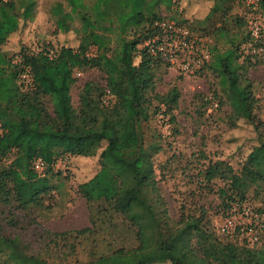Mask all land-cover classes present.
I'll return each mask as SVG.
<instances>
[{"label":"trees","instance_id":"trees-1","mask_svg":"<svg viewBox=\"0 0 264 264\" xmlns=\"http://www.w3.org/2000/svg\"><path fill=\"white\" fill-rule=\"evenodd\" d=\"M173 2L52 0L49 7L52 34L72 33L78 41L76 47L55 49L41 38L34 48L20 45L17 53L9 55L2 45L19 27L33 20L36 3L35 0H0V264H233V256L226 252V257L212 260L216 247L226 249L230 243L222 245L208 230L204 205L194 201L187 209L184 202H179L181 210L173 218L158 185L173 158L171 155L161 163L157 178L153 156L163 150L160 137L165 135L156 132L151 121L154 118L159 126L167 124L170 131L171 124H175L172 110L179 94L176 87L144 98L143 105L132 114L128 142L124 144L117 143L116 132L112 135L106 131L94 132L78 136L77 145L85 136H92L104 140L101 147L80 146L75 151H59L46 158L45 150L28 141L39 135L50 141L49 136L28 125L26 118L32 101L30 94L43 91L42 73L56 62L62 50L71 51L84 65L102 75L106 86L100 90L99 102L107 105L105 90L109 89L112 78L123 73L130 58L139 56V63L147 70L162 63L157 46L163 38L172 36V32L158 25L164 19L159 10L169 11ZM234 4L240 7L238 15L230 13ZM256 12L260 18L256 44L262 45L264 0H258ZM188 24L190 31H198L199 37L213 38L206 67L217 76L220 90L212 92L214 102L200 96L201 113L207 106L217 111L226 105L223 116L229 127L241 120L254 133L253 143L237 161L236 168L225 159H208L203 167H198L195 186L188 191L198 197L204 191L215 192L223 220L231 215L234 204H246L247 192L254 198L264 196V116L259 117L260 101L245 77L247 68L256 65L261 54L241 48L250 40L242 0H211L207 12ZM228 24L236 27L234 33ZM220 39H223L222 48L217 45ZM131 88L141 90L136 85ZM102 103V109L110 108ZM195 112L199 114V108ZM50 136L52 141L58 139L68 146L71 144L72 137ZM98 148L92 174L76 186L86 205L88 224L61 232L40 228L31 214L38 215L48 207L43 199L52 186L25 197L16 179L14 160L22 155L29 170L35 171L33 161L40 158L44 163L41 173L57 177L62 170L52 171V168H59L55 166L58 160L64 170L66 156H93ZM255 211L262 214L263 209ZM32 224L35 228L30 236L41 245L36 251L27 248L29 239L25 230ZM263 232L264 222L259 234ZM220 235L237 239V236ZM250 258L238 264H264L261 253Z\"/></svg>","mask_w":264,"mask_h":264},{"label":"rangeland","instance_id":"rangeland-1","mask_svg":"<svg viewBox=\"0 0 264 264\" xmlns=\"http://www.w3.org/2000/svg\"><path fill=\"white\" fill-rule=\"evenodd\" d=\"M51 1L35 0L33 20L19 27L2 45L9 55L17 53L20 45L28 49L34 48L41 38L48 41L55 49L60 46L76 47L78 41L72 33L52 34L53 23L49 14ZM173 1L169 11L162 8L159 10L164 18L162 20L173 26L172 36L163 38L161 44L162 63L147 70L139 63V56L130 58L123 73L112 78L108 86L109 91L107 90L106 93L105 90L108 96L104 98L109 100L107 105L99 102L100 90L106 86L102 75L94 68L84 65L71 51L62 50L56 62L42 73L40 86L43 91L30 94L32 101L26 118L28 125L49 136L50 141L40 135L36 138L32 136V141H28L32 146L42 148L43 152L45 150L43 155H46V158L59 151L71 149L75 151L80 146L87 148L97 144L101 147L104 140L98 141L92 136H85V139L80 140L81 144L77 145L78 136L83 137L84 134L89 135L94 132L106 131L110 135L116 132L117 143L124 144L128 142L132 114L138 106L143 105L144 98L152 97L154 93L163 94L172 86L176 87L179 94L172 110L175 124H171L170 131L167 129V124L159 126L154 118L151 121L155 131L165 135L160 137L163 150L153 156L157 178L161 163L171 155L173 158L168 167L169 171L158 182L169 214L173 218L177 217L178 211L181 210L178 207L179 202H184L187 209L192 207L194 201L202 203L206 208L208 230L222 245L230 243L226 249H223V246L215 248L213 261H218L222 255L226 257L225 252L233 256L231 257L233 264L247 261L250 257L252 260L257 252L262 254L264 260V232L262 235L259 234L255 242L246 241L241 236H237L234 241L220 235L217 225L222 221L223 212L215 192L204 191L199 197L188 192L195 186L194 176L198 167H203L208 159L214 160L217 157L225 159L236 168L237 161L253 143L254 133L251 127L241 120H237L234 126L229 127L227 118L223 116L224 111L227 110L226 105L217 111L207 106L201 113L200 96L214 102L216 98L212 92L219 93L220 90L217 76L206 67L213 38L199 37L198 31L189 30L188 23L200 19L209 9L211 0ZM240 11V7L234 4L230 13L238 15ZM228 25L231 33H234L236 27L232 24ZM217 45L222 48L223 39H220ZM245 77L251 82L253 93L260 101L259 117L262 118L264 116V54H261L256 65L247 68ZM131 85L141 87V90L133 91ZM101 103L110 108L102 109ZM197 108L201 114L195 112ZM52 134H56V137L63 136V139L72 137L71 144L68 146L58 139L52 141L50 136ZM98 151L99 148L93 156H66L64 170L60 168L61 163L55 164L59 168H52V171L62 170L61 175L57 177L49 173L42 174L41 171H30L21 153L19 154L21 156L14 160L16 179L25 197L47 185L52 186L43 199L44 206L48 207L42 209L38 215L37 212L31 214L32 218L35 217L36 222L40 223V228L61 232L88 224L86 205L77 194L76 186L92 174ZM201 152H203L202 156ZM245 200L252 212L255 209H263L262 214H259L264 222V196L254 198L249 191ZM34 228L32 224L25 230L29 239L27 248L30 251L41 248L34 237L30 236ZM3 232L6 234L7 229L4 228Z\"/></svg>","mask_w":264,"mask_h":264},{"label":"built area","instance_id":"built-area-1","mask_svg":"<svg viewBox=\"0 0 264 264\" xmlns=\"http://www.w3.org/2000/svg\"><path fill=\"white\" fill-rule=\"evenodd\" d=\"M257 2L258 0H242V4L245 7V18L249 28L250 40L241 45V48L244 50L250 49L251 52L256 54H264V42L262 45L256 44V40L260 36V18L256 12ZM158 25L173 32V26L167 21L162 20ZM161 44L157 46V50H161ZM151 52L153 51L151 50ZM107 92L106 90V93ZM60 163V160H58L56 165ZM43 165L44 163L40 158H36L33 161V169L35 171H41ZM261 229L262 219L260 215L256 212H252L245 203L234 204L231 209V215L224 218L217 225L219 234L241 236L249 242L258 240Z\"/></svg>","mask_w":264,"mask_h":264}]
</instances>
